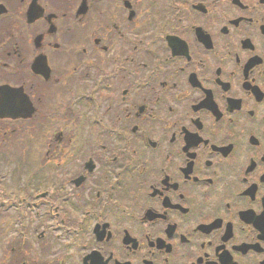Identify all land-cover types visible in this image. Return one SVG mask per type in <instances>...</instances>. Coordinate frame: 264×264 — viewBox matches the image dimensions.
I'll return each instance as SVG.
<instances>
[{
  "label": "flooded vegetation",
  "instance_id": "flooded-vegetation-1",
  "mask_svg": "<svg viewBox=\"0 0 264 264\" xmlns=\"http://www.w3.org/2000/svg\"><path fill=\"white\" fill-rule=\"evenodd\" d=\"M1 84L0 264H264V0H0Z\"/></svg>",
  "mask_w": 264,
  "mask_h": 264
},
{
  "label": "rangeland",
  "instance_id": "rangeland-1",
  "mask_svg": "<svg viewBox=\"0 0 264 264\" xmlns=\"http://www.w3.org/2000/svg\"><path fill=\"white\" fill-rule=\"evenodd\" d=\"M4 136V133L2 132V130H0V137H3ZM9 135H8V137L6 138L7 140L9 139ZM16 140V134H14L13 135V139H12V142L10 141V143H8L7 142V144H12V145H14V141ZM20 145V144H19ZM18 145V146H19ZM30 153H33V151H30ZM17 157H16V155H13V157H11V159H16ZM35 159H36V157H32V156H30V157H28V159H25L26 161H27V165L29 166L30 164H32L33 165V161H35ZM24 161V160H23ZM31 162H33V163H31ZM31 168V167H30Z\"/></svg>",
  "mask_w": 264,
  "mask_h": 264
}]
</instances>
